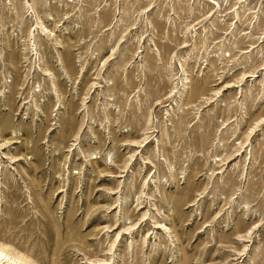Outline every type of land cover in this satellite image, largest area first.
Segmentation results:
<instances>
[{
  "label": "rangeland",
  "instance_id": "374dc122",
  "mask_svg": "<svg viewBox=\"0 0 264 264\" xmlns=\"http://www.w3.org/2000/svg\"><path fill=\"white\" fill-rule=\"evenodd\" d=\"M0 145L36 264H264V0H0Z\"/></svg>",
  "mask_w": 264,
  "mask_h": 264
},
{
  "label": "bare ground",
  "instance_id": "6f19581e",
  "mask_svg": "<svg viewBox=\"0 0 264 264\" xmlns=\"http://www.w3.org/2000/svg\"><path fill=\"white\" fill-rule=\"evenodd\" d=\"M212 2V5H218V4H214L213 2L214 1H211ZM25 5L26 6H28L29 8H31V10H33L32 9V7L29 5V3L27 2V3H25ZM236 17L237 18H239L238 17V15L236 14ZM50 20H52V19H49V21ZM35 24V26H34V30L33 31H29V41L32 43V52H34L33 53V56H35V58H38L39 59V52H38V50H37V45L35 44V41H36V38L37 37H35V35H34V32H35V30L36 31H38V34H40V36H44L45 38L46 37H48V40H46V41H51L52 39H50L51 37L53 38V39H55L54 40V42H55V46L58 48V49H60L61 47L59 46V43H58V40H57V37L55 36V34H53L50 30H48V28H46L44 25H43V23H41L40 21H39V19L37 18V16L35 15V22H34ZM35 40V41H34ZM31 45V44H30ZM142 53V52H141ZM140 53V54H141ZM59 62H60V60H59ZM60 64H62V62H60ZM40 70V72H41V75L43 76V77H48V78H51L52 77V75H51V73L46 69V70H42L41 68L39 69ZM253 74V73H252ZM255 75H251V76H249V77H254ZM51 85H52V88H55V85L53 84V82H51ZM55 90V89H54ZM13 135V137L12 138H10L5 144L7 145V144H10V142L9 141H11V140H13L14 138H15V136H14V134H12ZM14 143H17V142H14ZM5 144H3V145H5ZM3 145H0V150L1 149H3ZM16 161H20V159L19 160H16ZM109 177L110 178H113V179H117V178H120V176L118 177V176H115V175H109ZM145 216L146 215H144L142 218L144 219L145 218ZM155 225V228L154 229H157V230H161L162 229V231L163 232H165L166 234H170V229H168V228H166L165 226H158L157 225V223H155L154 224ZM157 225V226H156ZM133 227H135V225L134 226H132L131 228H128V229H126V230H124V232L121 234V235H117V238L119 237V236H121V237H123L124 235H126L125 234V231H130ZM140 228V227H139ZM138 228V229H139ZM132 231V230H131ZM103 264H105V263H107V262H102ZM0 264H36L32 259H30L29 257H27V256H24V255H21V254H19V253H17V252H15V250H13L11 247H9V246H7V245H4V244H0ZM93 264H95V263H93Z\"/></svg>",
  "mask_w": 264,
  "mask_h": 264
}]
</instances>
